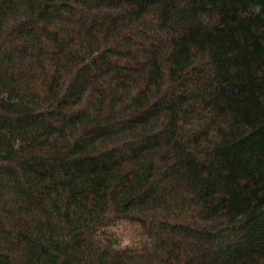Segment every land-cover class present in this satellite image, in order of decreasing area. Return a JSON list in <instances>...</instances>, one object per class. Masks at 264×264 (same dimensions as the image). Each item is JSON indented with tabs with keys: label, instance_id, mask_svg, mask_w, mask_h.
I'll return each instance as SVG.
<instances>
[{
	"label": "trees",
	"instance_id": "trees-1",
	"mask_svg": "<svg viewBox=\"0 0 264 264\" xmlns=\"http://www.w3.org/2000/svg\"><path fill=\"white\" fill-rule=\"evenodd\" d=\"M0 264H264V0H0Z\"/></svg>",
	"mask_w": 264,
	"mask_h": 264
}]
</instances>
